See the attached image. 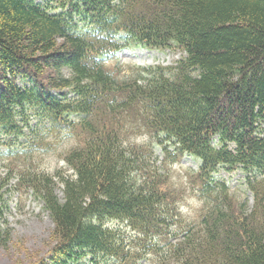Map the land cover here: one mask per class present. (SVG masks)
<instances>
[{
    "label": "trees",
    "instance_id": "16d2710c",
    "mask_svg": "<svg viewBox=\"0 0 264 264\" xmlns=\"http://www.w3.org/2000/svg\"><path fill=\"white\" fill-rule=\"evenodd\" d=\"M130 46L181 56L118 65ZM66 112L86 132L64 156L73 174L24 175L57 239L36 264H137L149 250L161 264H264V0H0V141ZM153 146L198 159V224L177 218ZM220 168L244 172L250 209Z\"/></svg>",
    "mask_w": 264,
    "mask_h": 264
},
{
    "label": "rangeland",
    "instance_id": "374dc122",
    "mask_svg": "<svg viewBox=\"0 0 264 264\" xmlns=\"http://www.w3.org/2000/svg\"><path fill=\"white\" fill-rule=\"evenodd\" d=\"M180 56L181 53L178 50L159 51L133 46L120 50L115 61L123 67L174 65ZM114 65L111 62L107 66L113 67ZM45 127L47 128V126H40L42 132L47 134L40 142L34 144L35 151L38 152L34 153L31 158L26 159L14 153V149L30 148L29 139L33 137L31 134L20 136L12 144L6 145V142L0 144V185H3V190H5L4 199L7 206L6 212L0 219V264H36L40 259H44L50 254L57 241L53 232V223L47 212L44 211L38 193L28 188V182L24 181V175H26L27 167L32 169V173L40 171L52 174L56 168H62L64 175L73 174V170L67 167L62 156L74 147L83 144L86 132L71 125L56 131H47ZM124 128L127 133L135 134V123L126 121ZM71 131H75L77 134L69 133ZM134 138L140 142L146 140L141 133ZM4 139L7 141L9 138L2 136L1 141ZM153 151L152 172L155 168L166 176L162 179L161 185H164L167 191H171L172 196L176 197L175 206L180 213L177 218L183 224H198L205 199L199 198L198 192L195 193V191H199L198 183L193 182L195 179L189 176L196 170L198 160L192 156L184 155L180 161L174 162L175 155L169 149L168 155H165L163 148L158 146L153 147ZM216 176L227 181L229 192L232 195V203L238 204L246 200L248 209L254 205L242 172L238 169L228 173L219 170ZM165 179L166 181H163ZM55 192L59 197L62 196L61 184L56 183ZM235 207L234 205L233 208ZM113 224L127 230L130 236H134L126 226ZM145 254L146 257L138 259L137 264H161L159 258L156 257V252L149 250ZM110 263L117 264V261L112 260Z\"/></svg>",
    "mask_w": 264,
    "mask_h": 264
}]
</instances>
